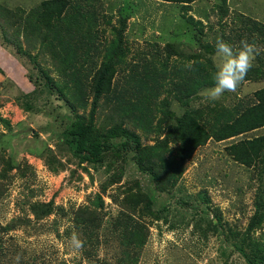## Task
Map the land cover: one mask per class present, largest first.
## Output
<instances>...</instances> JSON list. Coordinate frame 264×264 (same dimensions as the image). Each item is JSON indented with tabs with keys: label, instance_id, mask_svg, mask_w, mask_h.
I'll use <instances>...</instances> for the list:
<instances>
[{
	"label": "rangeland",
	"instance_id": "rangeland-1",
	"mask_svg": "<svg viewBox=\"0 0 264 264\" xmlns=\"http://www.w3.org/2000/svg\"><path fill=\"white\" fill-rule=\"evenodd\" d=\"M42 1L0 0V3L12 10L21 7L29 11ZM76 2L81 3V0ZM99 3L102 4L98 10L99 28L105 32L101 34V42L112 39L113 27L119 26L121 17H127L128 62L141 66L157 50L165 58L167 45L192 55L207 41L215 43L221 39L230 43L231 39L238 51L245 18L264 23V0H198L192 5L190 15L206 25L205 35L196 33L199 40L183 19L178 4L157 0H99L96 6ZM110 20L112 23L107 24ZM1 39L0 172L4 170L6 178L2 179L5 188L0 198V225L5 226L20 217L31 220L25 219L20 228L0 234V264H125L121 262L125 248L111 232V223L123 210L114 202V197L121 194L118 188H122L121 192L130 191L136 183L145 196L151 191L155 193L153 210L159 217L153 222L146 220L150 235L140 264H249L234 246L236 240L230 234L231 230L247 231L258 195L262 194L264 199L261 190H264V163L257 161L253 167L237 163L227 148L264 136V128L227 141L209 140L196 151L181 181L171 190L156 191L150 178L130 164L122 180L104 194L101 185L109 177L106 170L81 163L64 141L65 129L72 118L66 101L60 94L45 88L35 93L36 87L29 81L28 74L31 68L34 77L40 80L37 67L30 64L28 58H15V50L2 46ZM252 44L264 53V38L258 37ZM48 60L41 62L43 67L51 66ZM171 61L174 63L176 57ZM215 62L217 64V57ZM128 75V71L118 73L119 87L125 86ZM51 76L60 80L58 72L54 71ZM262 88L264 79L243 80L234 92H225L216 101L201 95L193 105L207 110L216 106L229 109L251 106L255 103L254 93ZM171 108L176 116L184 112L183 105L174 100ZM98 113L96 120L101 124L104 116ZM98 193L104 203L99 211L107 213L98 231L100 246L87 245L74 250L69 243L72 233L76 232L83 241L85 236L82 231L74 230L72 216L95 200ZM200 195H208L209 203H203ZM35 203H54L55 209L44 220L35 221L28 208ZM216 216L221 217V230H225V234L208 229L212 221L217 222ZM254 236L264 242V229H258ZM230 239L232 241H228ZM250 252L246 247L245 253Z\"/></svg>",
	"mask_w": 264,
	"mask_h": 264
},
{
	"label": "trees",
	"instance_id": "trees-1",
	"mask_svg": "<svg viewBox=\"0 0 264 264\" xmlns=\"http://www.w3.org/2000/svg\"><path fill=\"white\" fill-rule=\"evenodd\" d=\"M98 1L87 0L84 4L86 0L81 3L44 0L29 11L21 7L12 10L0 3V39L6 49L15 50V58H28L37 67L40 80L24 62L30 68L28 77L36 87L35 93L45 88L66 101L72 118L65 129L64 141L81 163L106 170L109 177L101 185L104 194L122 180L130 164L150 178L156 191L171 190L181 181L196 151L209 140L227 141L264 128V88L254 93L255 103L251 106L234 109L216 106L207 110L193 105L201 98L202 90L214 86L216 42L201 44L199 52L192 55L167 45L165 58L157 50L142 66L131 64L125 40L128 18L121 17L119 26L112 29L113 38L101 42V34L105 32L99 28L98 10L102 4L96 6ZM157 1L180 5L183 19L194 30L193 36L206 34L204 22L190 15L192 5L198 0ZM244 27L240 42L247 40L252 44L256 38H264V23L247 17ZM197 38L200 40L199 35ZM230 41L228 44L235 52L234 42ZM33 50L37 53L32 55ZM173 57H176L174 63ZM46 59L51 64L49 68L41 63ZM54 71L59 73L60 80L51 76ZM125 71L129 72L126 84L119 87L116 76ZM261 79H264L263 52L256 55L244 78L246 81ZM172 100L183 105L181 115L171 111ZM97 113L104 116L101 124L97 123ZM227 150L235 162L248 167L255 166L257 161L264 163V136L234 143ZM4 178L3 170L0 198L5 188ZM121 189L118 188L121 194L114 197V202L123 210L111 223V232L125 248L121 262L140 264L150 235L146 220H159L153 210L155 193L151 191L145 196L139 183L130 191L121 192ZM102 199L100 193L96 194L95 200L72 216L74 230L82 231L85 236L84 246H100L98 231L107 215L99 211L103 209ZM200 199L209 203L208 195H200ZM257 200L247 231L231 230L230 234L236 240L234 246L249 264H264V242L254 236L258 229H264L263 195H258ZM28 208L35 221L44 220L55 209L54 203H35ZM215 218L217 222L212 221L208 229L225 234L221 230V217ZM25 219L30 218L20 217L0 225V234L20 228ZM246 247L251 249L249 255L245 253Z\"/></svg>",
	"mask_w": 264,
	"mask_h": 264
},
{
	"label": "clouds",
	"instance_id": "clouds-1",
	"mask_svg": "<svg viewBox=\"0 0 264 264\" xmlns=\"http://www.w3.org/2000/svg\"><path fill=\"white\" fill-rule=\"evenodd\" d=\"M240 45L239 50L234 52L228 43L221 39L216 41L217 64L213 76L214 86L205 88L201 92V95L208 100L216 101L225 92H234L252 68L253 61L261 49L255 44H249L247 40H242ZM69 243L77 251L84 247V241L76 232L72 233Z\"/></svg>",
	"mask_w": 264,
	"mask_h": 264
},
{
	"label": "crops",
	"instance_id": "crops-1",
	"mask_svg": "<svg viewBox=\"0 0 264 264\" xmlns=\"http://www.w3.org/2000/svg\"><path fill=\"white\" fill-rule=\"evenodd\" d=\"M12 57V56H11ZM13 58V57H12ZM14 59V58H13ZM8 61H10V60H8ZM16 65H17V61H16ZM25 87H29L27 84L25 85ZM24 90H25V88H24Z\"/></svg>",
	"mask_w": 264,
	"mask_h": 264
}]
</instances>
